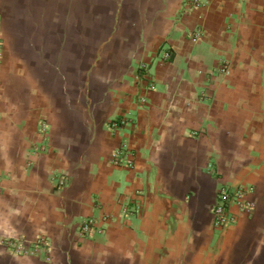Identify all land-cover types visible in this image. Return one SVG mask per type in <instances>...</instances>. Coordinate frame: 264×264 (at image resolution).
<instances>
[{
	"label": "crops",
	"instance_id": "crops-1",
	"mask_svg": "<svg viewBox=\"0 0 264 264\" xmlns=\"http://www.w3.org/2000/svg\"><path fill=\"white\" fill-rule=\"evenodd\" d=\"M0 33V237L50 243L0 264H264V0H0Z\"/></svg>",
	"mask_w": 264,
	"mask_h": 264
},
{
	"label": "built area",
	"instance_id": "built-area-1",
	"mask_svg": "<svg viewBox=\"0 0 264 264\" xmlns=\"http://www.w3.org/2000/svg\"><path fill=\"white\" fill-rule=\"evenodd\" d=\"M206 0H183V6L185 10L194 8L196 6L202 5ZM199 30L193 31L194 38H198ZM2 55V38L0 33V59ZM164 59H168L169 52L165 51L162 54ZM141 70V75L145 76L148 73L147 65L142 62L139 65ZM221 72H227L228 67L225 63L219 66ZM150 87H153L150 85ZM126 119L124 117H117L110 121V128L117 129L124 125ZM40 129L45 130V123L41 122ZM195 133V132H194ZM127 146L122 143L117 148L113 149L110 153V160L115 164H123L127 166H132L133 160L127 154ZM65 179L57 178V184L63 185ZM247 188H229L227 186L220 185L216 192V201L210 206L209 211L211 213L212 223L215 227H225L234 220V215L230 213V208L236 206L239 210H244L248 207L244 200V196L247 192ZM139 193V190L135 192ZM135 210V207H134ZM122 212L124 214H130L132 210L123 207ZM101 226L95 223V220L91 218L84 219L79 226V233L85 234L91 231H101ZM0 243L10 252V254L25 255V254H43L45 260L50 259V243L46 237L39 236L34 240H26L21 236H1Z\"/></svg>",
	"mask_w": 264,
	"mask_h": 264
},
{
	"label": "rangeland",
	"instance_id": "rangeland-1",
	"mask_svg": "<svg viewBox=\"0 0 264 264\" xmlns=\"http://www.w3.org/2000/svg\"><path fill=\"white\" fill-rule=\"evenodd\" d=\"M192 33H193V32H192ZM191 37H192L193 40H196V39L199 38V36H198V38H194L193 34L191 35Z\"/></svg>",
	"mask_w": 264,
	"mask_h": 264
}]
</instances>
